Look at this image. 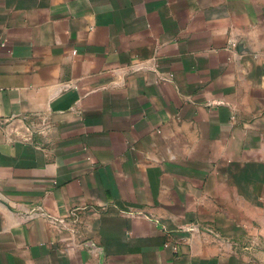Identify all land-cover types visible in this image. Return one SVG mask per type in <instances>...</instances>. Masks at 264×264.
I'll return each mask as SVG.
<instances>
[{"label":"crops","instance_id":"0c3cea01","mask_svg":"<svg viewBox=\"0 0 264 264\" xmlns=\"http://www.w3.org/2000/svg\"><path fill=\"white\" fill-rule=\"evenodd\" d=\"M0 264H264V0H0Z\"/></svg>","mask_w":264,"mask_h":264}]
</instances>
